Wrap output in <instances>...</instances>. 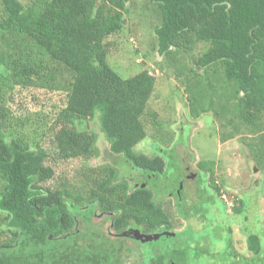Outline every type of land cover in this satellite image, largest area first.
<instances>
[{
  "label": "trees",
  "instance_id": "1",
  "mask_svg": "<svg viewBox=\"0 0 264 264\" xmlns=\"http://www.w3.org/2000/svg\"><path fill=\"white\" fill-rule=\"evenodd\" d=\"M131 1L37 0L26 6L1 0L0 95L34 88L63 95L64 105L48 128L54 154L40 145L31 149L8 141L0 128V264H264L256 233L243 231L247 254L236 255L232 228L212 221L214 236L225 242L214 256L208 236L194 240L190 226L175 232L163 208L165 197L174 196L180 218L205 224L213 200L190 202L182 184L160 198L157 185L153 189L134 176L122 177L115 161L45 186L56 179L50 162L98 156L97 134L87 127L96 114L110 154L120 162L149 179L166 170L163 155L135 151L147 137L143 118L155 77L142 70L123 78L107 62L106 39L124 28ZM150 1L160 17L159 55L176 62L177 56L204 48L192 56L195 67H181L177 75L186 80L190 117L213 115L224 141L243 135L257 166L264 167V0ZM7 116L1 109L0 123ZM198 165L210 173L215 163ZM219 206L224 213L225 206ZM137 231L160 237L143 241L135 237Z\"/></svg>",
  "mask_w": 264,
  "mask_h": 264
},
{
  "label": "rangeland",
  "instance_id": "2",
  "mask_svg": "<svg viewBox=\"0 0 264 264\" xmlns=\"http://www.w3.org/2000/svg\"><path fill=\"white\" fill-rule=\"evenodd\" d=\"M36 1L20 0L26 6L34 5ZM128 6L129 14L124 19V28L106 39L109 51L107 62L123 78H131L142 70L155 77V90L143 118L147 137L135 151L148 157L163 155L167 161L166 170L161 177L149 179L150 176L144 172L120 162V157L110 154L109 144L100 130L99 115L96 114L93 120L87 122V127L97 134L98 156L90 160L50 162L56 179L45 186L53 188L64 179L80 176L82 171L119 164L116 166L122 177L130 179L134 176L137 183L148 182L153 189L157 185L160 196L172 193L182 184V192L190 202L199 197L213 199L206 206L210 216L205 224L204 220L193 218L186 221L180 218L176 212L179 203L173 195L165 197L163 208L171 214L175 232L190 226L196 234L189 232V237L202 241L208 236V243L213 246L211 249L217 253L225 242L223 237L214 236L212 221L222 222L232 227V245L236 253L247 254L243 231L258 234L264 247V167L257 166L245 141L241 140L243 135L224 141V130L213 115L206 114L199 119L190 117L186 80L184 76H177L181 67L187 71L195 67L192 56L200 55L204 48L201 45L193 54L183 53L177 56L179 60L176 62L159 55L155 28L160 23V17L156 6L150 0H132ZM2 9L0 0V14ZM63 105L61 94H48L34 88L7 91L0 95V112L1 109L7 110L9 118L0 123V128L9 138L8 141L14 140L31 149L40 145L54 154L55 147L48 128L55 112ZM78 128L82 129L81 125ZM203 161L215 163L213 172L201 171L198 164ZM186 167L190 173L196 174L194 178L182 179V170ZM217 201L225 206L224 213H221ZM238 208L244 210L243 214L235 212ZM209 259L206 257L202 262Z\"/></svg>",
  "mask_w": 264,
  "mask_h": 264
},
{
  "label": "flooded vegetation",
  "instance_id": "3",
  "mask_svg": "<svg viewBox=\"0 0 264 264\" xmlns=\"http://www.w3.org/2000/svg\"><path fill=\"white\" fill-rule=\"evenodd\" d=\"M182 174H183V176H182V179H184V180H188V179H190V178H194L195 177V173H190V171H189V168L188 167H186V168H183V170H182ZM191 175V176H190ZM227 227H230V226H228V224L226 225ZM187 228V227H186ZM185 228V229H186ZM232 228V227H231ZM184 229V230H185ZM183 231V230H182ZM228 234H230L229 233V231H228ZM231 236H232V232H231V234H230ZM224 246H222V248H223ZM221 248V249H222ZM232 248V249H231ZM231 250H232V252H234L236 255H238V253H236L234 250H233V246H231ZM220 253L217 251V253H215L214 254V256H218ZM252 255V254H251ZM218 264H221V262H219Z\"/></svg>",
  "mask_w": 264,
  "mask_h": 264
},
{
  "label": "water",
  "instance_id": "4",
  "mask_svg": "<svg viewBox=\"0 0 264 264\" xmlns=\"http://www.w3.org/2000/svg\"><path fill=\"white\" fill-rule=\"evenodd\" d=\"M129 233H130V232L125 233V234H123V236H129ZM137 234H139V231L136 232L135 237L138 238V239H143V241L158 240L159 237H160V235H157V234H156V235H149V236H145V235H137ZM163 235H171V236H175L174 233H172V234L164 233Z\"/></svg>",
  "mask_w": 264,
  "mask_h": 264
}]
</instances>
